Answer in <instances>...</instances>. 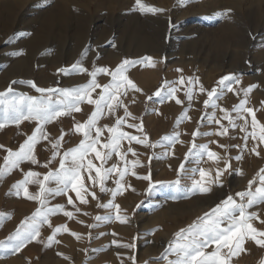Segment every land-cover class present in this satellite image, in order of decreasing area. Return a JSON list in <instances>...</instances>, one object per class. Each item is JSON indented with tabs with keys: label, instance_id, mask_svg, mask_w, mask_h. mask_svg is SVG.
<instances>
[{
	"label": "rangeland",
	"instance_id": "1",
	"mask_svg": "<svg viewBox=\"0 0 264 264\" xmlns=\"http://www.w3.org/2000/svg\"><path fill=\"white\" fill-rule=\"evenodd\" d=\"M169 1L142 0L149 6L163 9V11L151 13L138 10L136 0H0V92L6 91L11 86L13 93H10L9 97L13 94H24L27 97L36 98L49 95L41 94L30 84L21 83V81H33L40 88H74L86 85L90 81L91 77L88 73L94 67H108L114 70L124 59L143 61L146 57L152 58L150 61L135 64L127 73L141 91L129 89L126 96L120 97L131 113V116L125 117L126 123L121 125V130L141 139L147 137L146 144H138L128 139L121 141L120 150L125 143H131V148L136 153L134 156L131 152H127L130 158L128 167L136 175L129 173L125 177V190L122 194H117L113 200L110 192L102 193L98 185L92 186L87 170H82L83 182L88 191H83L81 195L88 202L81 203L74 191H69L67 195L49 196V207L63 205L65 211L73 212V217L70 219L62 212L52 215L49 218L51 227L43 224L40 237L28 243L19 252L14 253L11 248L0 249V264H166V261L160 257L168 242L173 239L175 232L187 227L197 217L225 199L227 195L231 194L239 200L235 197V193L247 190L249 180L256 179L253 190L259 186L256 174L264 168V144H260L257 148L259 156L251 151L258 143L251 137L245 148L243 139L245 132L239 127H230L228 120L222 118L224 112L221 109H227L232 117H236L237 113L233 111V108L238 104H232L226 108L225 102L235 100L232 92L239 84L242 90L256 85L248 94L245 106L252 108L257 120L264 124V0H171L168 3ZM250 8H254V12L252 11L253 14L249 15ZM242 12L243 15L240 14ZM218 13H224V15H217ZM183 40L190 41V44L185 45V50H194V53L186 51L184 58L191 57L195 60H186L185 63L180 64L175 61L180 55L170 53L178 49L180 45L176 44ZM152 49L161 52L149 53ZM239 50L250 51L241 68L236 62L239 58L236 57L233 62V57ZM20 51L23 54L16 55ZM74 54L75 60L70 62ZM251 54L256 55L254 62L251 61ZM203 59H206L208 64L202 66L203 71L199 72V76L195 74L192 76L198 78V82L188 85L185 79L183 84L178 83L182 72L177 69L187 73L194 63L201 64ZM77 61H80V67L88 69V72L72 69V65ZM221 62L224 66L222 72L213 71ZM232 64L234 67L230 66ZM251 64L253 71L248 67ZM60 69H69L70 72L65 74L60 72ZM228 75L239 78L240 82H233V90L224 92L223 96L220 95L222 97L219 98L218 108L205 107L204 101L208 99L207 91L217 88L220 92L218 81ZM209 77L213 79L208 81ZM12 81L17 83L12 84ZM97 81L100 85L108 84L111 82V76L98 74ZM165 81L176 82L173 84L177 89L175 98H163L167 91ZM201 85L205 89L204 92L200 91ZM162 87L164 90L161 96H155L154 94ZM189 87H192L193 97L198 92L205 93L201 105H196L194 98L189 102L186 96ZM101 91L102 88H97L92 93V98L97 99ZM241 95L238 102L245 99L244 91ZM150 96L151 100L148 99ZM59 98L58 94L52 95L53 100ZM176 99L182 103L177 104ZM80 107L82 113L79 111L62 115L44 126L48 139L40 140L34 149L38 163L24 161L19 168L13 169L0 178V213L6 214L0 217V241L8 243V237L16 231L21 222L41 207L39 201L28 199L23 192L19 196L15 194L13 185L23 180L25 173L33 171L40 174L29 178L32 181L27 185L29 194L39 193L40 184L36 181L44 182L46 187H56L54 182H45L44 176L50 171L59 169L63 153L76 147L84 138L82 133L75 132L74 125L77 122L85 123L95 110V105L88 104L86 101L81 103ZM213 113L216 119H220V124L209 122L207 119V116ZM184 114L189 118H183ZM243 115L248 121L247 130L250 132L252 131L251 114ZM124 116L123 107L117 108L114 115L106 112L99 119L98 126L112 127L117 117ZM3 118V112L0 111V121ZM62 118L66 119H63L64 128L61 125L55 127L57 122L61 123ZM236 123L243 125L244 120L237 119ZM130 124L142 125L143 131L141 132L139 127H129ZM221 124L228 128L226 135H204V133L222 131ZM191 125L194 127H189ZM36 126L37 121L23 120L19 125L6 123L3 128H0V145L3 146L0 147V167L4 166L7 150H19ZM62 131L65 135L58 149L60 155L52 160L53 152L56 151L52 148V143L57 140L56 135L61 136ZM176 133H179V137L174 144L162 139L165 136L174 137ZM193 133L199 134L194 136ZM110 135L107 128H104L98 148L108 142ZM193 144L197 147L193 148ZM200 145H208L210 151L230 159L231 167L220 177L224 192L220 189L222 187L211 184V192L206 194L198 192L196 199L190 200L191 204L187 199L183 201L178 195L165 192L168 199L171 197L173 202L183 203L177 205L175 216L185 221L172 231L164 229L163 222L156 224L153 231H143L142 234L145 235L142 237L144 240L142 242L145 246L141 247L140 222L154 211V207L159 202L150 199L151 195L147 191L149 181L137 177L150 173L152 182H164L156 184L155 189L161 188V185L163 188L172 187L179 183L181 179L179 175L176 178L161 179H155L153 176L155 177L156 174L166 176L172 172L176 164H183L187 167V171L194 169L195 178L207 185L210 179L215 178L216 170L222 169L221 165L224 168L225 165L223 160L218 161L207 155L200 156L198 154ZM220 145L228 147L224 148ZM234 145L241 147H233ZM101 150L107 152V149L101 148ZM241 154L243 159L236 160L235 157ZM86 159H92L96 166L102 165V170L111 167L112 164H117L118 167L123 165V160L116 153H113L112 158L106 163L101 161V164L100 160L95 159L94 153H90ZM137 159L142 166L131 168V162ZM45 164H47L46 167ZM201 168L208 173L203 178L199 174ZM240 171L243 175L239 174ZM92 175L95 176L94 170ZM116 178L118 173H113L112 177L106 181L105 187L114 189ZM239 178H243V185L238 184ZM136 180L141 181V186L136 187L134 183ZM91 192H95L98 199H94ZM131 193L136 194V198L129 211L123 202ZM68 196L72 197L73 204H68ZM110 200L120 205L121 216L127 217V221L132 220L134 230L126 238H124L125 234L123 236L117 234L116 225L120 220L115 219L116 210L98 206L107 204ZM206 202L210 203L208 207L206 206L207 209L198 211V208ZM192 205L193 210L197 209L195 214L189 209ZM249 211L257 212L260 217L259 220L252 221L253 226H256L258 230H264V223L260 222L264 220V205L254 206ZM97 216L110 217V219L97 221L95 219ZM60 225H67L69 231L58 233L55 237L58 243L46 247L47 237L52 235L54 228ZM90 225L96 226L90 227ZM73 232L78 233L79 238L73 236L71 234ZM165 237H167L166 240H164ZM125 242L135 245L131 260L112 261L106 256V252L111 250L112 246ZM160 245L162 247L158 250ZM146 246H150L149 253L142 261H138V254L144 251ZM214 248L215 245H212L207 251H212ZM244 249L245 251L233 257L232 264H264V247L248 240L245 242ZM169 259H175V257L170 256Z\"/></svg>",
	"mask_w": 264,
	"mask_h": 264
},
{
	"label": "snow or ice",
	"instance_id": "2",
	"mask_svg": "<svg viewBox=\"0 0 264 264\" xmlns=\"http://www.w3.org/2000/svg\"><path fill=\"white\" fill-rule=\"evenodd\" d=\"M136 7L141 12H151L156 13L163 11L153 6H149L142 2V0H136ZM217 15L223 16L224 13H218ZM23 52H17L16 55H22ZM151 57L144 58L143 61H130L124 59L114 70H110L108 67H94L93 70L88 73L91 77L90 81L86 85H81L74 88H40L35 85L33 81H21V83H28L32 87L36 88V91L41 94H49L46 97L36 98L27 97L24 94L15 95L13 94L9 97L10 93H13L11 86L4 92H0V111L3 112L4 118L0 121V128H3L6 123H15L19 125L23 120H34L37 121V126L34 131L24 143L20 146L19 150L13 151L11 149L7 150V156L4 157V166L0 167V178L10 173L13 169L19 168L20 164L24 161H31V163L36 164L38 160L34 155V149L36 144L42 139H48V134L44 130V126L55 121L62 115H69L72 112L81 111V103L87 102L88 104L95 105V110L91 113L85 123L77 122L74 125L75 132L82 133L83 139L80 143L73 148L68 149L63 153V158L60 160L59 169L55 171H50L44 176L45 182H54L56 184L55 188L46 187L44 182L36 181L40 184V191L38 194H29L27 185L32 182L29 178L37 177L40 174L28 171L24 174L25 178L18 181L13 185L15 189V194L20 195L23 192L30 200L39 201L41 207L38 208L30 217H26L21 225L16 229V231L8 237V243L5 241H0V249H9L15 253L19 252L28 243L33 240H37L41 235V226L43 224H48L51 227L50 217L58 213H63V215L68 218L73 217V212L65 211L63 205H55L52 207L48 206V197L55 195H67L69 191H74L76 196L79 197L81 203H87L81 193L83 191H88L86 188L83 178L82 170H87L89 179L92 181V186H99L100 192H110L111 196L114 198L117 194H122L125 190V184L122 181L125 180L126 175L131 173L135 176L136 173L131 171L128 167V162L125 160L127 152H131L134 156L135 151L129 147L127 152L121 154L120 147L121 141L128 139L129 141H135L138 144H146L147 137L141 139L137 136H132L121 130V125L126 123L125 117L131 116L127 107L124 105L123 100L120 99L121 96H126L129 89L135 91H141L137 85L129 78L127 75L129 68L135 66L137 63H142L145 61H150ZM80 61L72 65V69L78 72H88V69L80 67ZM155 66L154 64L152 65ZM60 72L69 74V69H60ZM177 71L182 72L181 69ZM98 74H106L111 76V82L108 84L100 85L97 81ZM185 78L180 77L178 83L183 84ZM187 81L190 85L198 82V78L188 77ZM239 83V78L235 76H224L218 81V87L207 91V97L204 101L205 107L218 108L219 105L216 100L220 98L222 92L226 89L227 91H232V83ZM12 84L17 83V81H12ZM165 86H167V91L164 99L175 98L177 89L173 86L176 82L165 81ZM256 85H251L244 89L245 99L241 100L238 105H235L233 111L237 113L236 117H232L227 109H221L224 112L223 119L228 120L229 126L232 128L239 127L241 131L245 132L243 137L245 144L244 147L247 148V141L249 137L251 139L258 141L257 145L254 146L251 151L257 156L260 153L257 148L260 144H264V124H261L255 115L252 108L246 107L248 94ZM102 88L101 93L97 99L92 98V93L97 89ZM164 90H158L154 95L157 97L161 96V92ZM200 91L204 92L205 89L203 85L200 86ZM59 95V99L53 100L52 95ZM187 99L189 102L193 99L192 87H189L186 92ZM149 100L152 97H148ZM27 101V103H25ZM176 103H182L179 99H176ZM124 108V117H117L115 125L112 127L98 126L99 119L105 115V113L115 114L117 108ZM244 113L251 114V128L252 131H248V121L243 115ZM183 118H189L184 114ZM203 119V118H202ZM209 122H215L220 124V119H216L215 113L207 116ZM244 120L243 125H237L236 120ZM132 128L139 127L142 132V125L138 126L136 124L128 125ZM104 128L111 134L108 138V142L100 145V137L103 134ZM222 131L216 133H204V135H226L228 133V128L221 124ZM257 129H259L257 131ZM199 133H193V135H198ZM64 133L62 131L61 136L54 143H52V148L56 149L53 152L52 160H55L57 156L60 155L58 151L61 146V141L64 139ZM179 133H176L174 137L165 136L162 139L168 141L170 144H174L178 141ZM155 147L156 145H148ZM221 147L227 148V145H220ZM0 147H3L0 145ZM197 147L193 144V148ZM233 147L240 148V145H234ZM102 149H107V152H103ZM200 156L207 155L209 158H215L218 161H224V168H218L216 170V175L214 179H210L206 185L202 180H194L192 187L189 189L190 192L199 191L202 194L211 192V184H216L220 187L223 186L220 181V177L224 172L228 171L231 167L230 159L226 157H220L218 153L210 151L208 145H200ZM191 151V150H190ZM90 153L95 154V159L106 163L112 158L113 153L120 156L121 160H125L123 168L118 167L117 164H112L111 167L103 168L96 166L92 159H86ZM236 160H242L243 155H238L235 157ZM86 160V163H85ZM50 162V161H49ZM45 167L47 164L44 165ZM137 166H142L140 161L134 160L131 162V168ZM183 164L180 168L183 169ZM93 170L95 171V176L92 175ZM113 173H118V178L115 179L116 187L114 189H109L105 187L106 181L112 177ZM199 174L201 178L208 175L204 169H199ZM240 175L243 172L240 171ZM259 180V186L255 187L253 190V185L256 183V179L248 181L247 190L239 191L233 195L229 194L225 199H222L209 211L205 212L202 216L197 217L195 221L189 224L185 228H180L174 233V237L168 242L167 247L161 254L160 259L166 261V264H232L233 257L238 256L241 252L245 251L244 245L248 240L254 241L256 245L264 247V230H258L253 226L252 221L259 220L260 217L257 212L249 211L254 206L264 205V168H261L256 174ZM139 179H144L149 181V187L147 191L149 194L156 187V184H162L164 182H152L151 174L137 177ZM131 187V185H128ZM135 191V189H133ZM94 199L96 197L95 192L90 193ZM68 204H73V199L71 196L67 197ZM99 207L114 208L116 210L115 219L120 220L121 223L127 221V217L120 215V205L114 204L111 200L107 204H99ZM139 207V205H137ZM5 213H0V217H4ZM97 221L102 219H110V217H95ZM264 223V220L260 221ZM96 225H90V227H95ZM67 232L69 229L67 225H60L54 228L52 235L47 237L46 247H50L53 243H58L55 237L60 232ZM73 236L79 238L78 233H71ZM115 243V241H113ZM212 245H215L214 250L207 251ZM125 248H133V244L122 245ZM170 256H174L175 259H169Z\"/></svg>",
	"mask_w": 264,
	"mask_h": 264
},
{
	"label": "bare ground",
	"instance_id": "3",
	"mask_svg": "<svg viewBox=\"0 0 264 264\" xmlns=\"http://www.w3.org/2000/svg\"><path fill=\"white\" fill-rule=\"evenodd\" d=\"M17 1V0H16ZM21 1V0H20ZM171 1V0H170ZM170 1L168 2V3H170ZM11 2H13V1H11ZM5 3H7V2H5ZM14 4H16V3H14ZM62 4V3H61ZM64 4V3H63ZM2 5V4H1ZM6 5V4H5ZM64 6V5H63ZM4 7V6H3ZM7 7H8V5H7ZM11 7V6H10ZM252 11L254 12V8L252 9V8H250L249 9V15H250V13H252ZM46 14V13H45ZM241 15H243V12L242 13H240ZM253 14V13H252ZM258 14V13H257ZM256 14V15H257ZM51 16V15H50ZM47 18V17H46ZM46 18H45V20H46ZM43 19V18H42ZM41 19V20H42ZM187 20V19H186ZM43 21V20H42ZM54 22V21H53ZM228 31V30H227ZM224 32V31H223ZM211 33H213V32H211ZM140 38V37H139ZM213 38V37H212ZM219 38V37H218ZM216 39V38H215ZM175 40V39H174ZM218 42H219V40H218ZM188 44H190V41H185V40H183V41H180V43H177L176 45H180V47H178V49H176V50H174V51H172L170 54H175V53H177V56L178 55H180V57L179 58H177L175 61L177 62V63H180V64H183V63H185L186 62V60H188V61H194L195 59H193V58H184V55H185V53H186V51H188V50H185V45H188ZM238 45V44H237ZM215 46V45H214ZM240 46V45H239ZM143 47V46H142ZM195 47V46H194ZM77 52V51H76ZM143 52H144V50H143ZM156 52H161V51H158V50H153L152 49V51H150L149 53H156ZM170 52V51H169ZM188 52H190V53H194V50H190V51H188ZM75 53V52H74ZM239 54V55H238ZM248 54H250V51L249 50H243V51H241V50H239V51H237L236 52V54H235V57H233V62H235V58L237 57V58H239V60L238 61H236L237 62V64H238V66H240V68H241V66H242V63L245 61V59H246V57H247V55ZM157 55V54H156ZM234 55V54H233ZM75 54L72 56V58L70 59V62H73L74 60H75ZM251 61L252 62H254L253 60L255 59V57H256V55H253V54H251ZM237 60V59H236ZM69 62V63H70ZM201 64H198L197 62L196 63H194L193 65H192V67H191V70L189 71V72H184V70H182V73H181V76H183L185 79H186V83L188 84V81H187V78L188 77H192L194 74L196 75V76H199V72H202L203 71V67L202 66H205V65H207L208 63H207V61H206V59H203V60H201ZM232 62V63H233ZM220 63V62H219ZM219 63H218V65H216L215 67L216 68H214V70L213 71H215V72H222V69H223V63L221 62V64L219 65ZM230 66H233L234 67V65L232 64V65H230ZM235 67H236V65H235ZM249 68H250V70H254L253 69V66H252V64L251 65H249L248 66ZM231 68V67H230ZM145 72H147V71H145ZM254 77H256V76H254ZM213 78L212 77H209V80L208 81H211ZM188 85H190V84H188ZM233 87V86H232ZM147 88V87H146ZM227 90L225 89L223 92H222V94H224V92H226ZM243 90L241 89V87H240V84L238 85V86H236L235 88H234V91L232 92V95H233V98L235 99V100H233V101H228V102H225L226 103V108H228L227 106H232V104H239L240 102H238V100H239V97L240 96H242L241 95V92H242ZM221 94V95H222ZM223 96V95H222ZM222 96H220V98L222 97ZM227 96V95H226ZM203 97H205V93H197L196 95H195V97H193L194 98V103L197 105H199L202 101H203ZM219 99L218 100H216V103L218 104L219 103ZM227 101V100H226ZM201 105V104H200ZM221 108V107H220ZM167 111H168V109H167ZM200 112V111H199ZM199 112H198V114H199ZM80 113H82L81 111H80ZM230 113V112H229ZM73 114H75V113H73ZM83 115V114H82ZM64 117H66V116H64ZM83 118V117H82ZM63 119L64 118H62L61 119V123H56L55 124V127H57V126H63L64 125V123H63ZM64 120H66V119H64ZM67 122V121H66ZM194 122V121H193ZM192 122V123H193ZM189 127H191V128H193L194 127V125H191V126H189ZM62 128H64V126L62 127ZM190 129V128H189ZM66 133V132H65ZM191 133V132H190ZM57 137H56V139H58L59 137H58V135H56ZM55 139V140H56ZM79 140V139H78ZM78 140H77V142H78ZM133 145V144H132ZM123 147H122V149L120 150V153L121 154H123V153H125V152H127V149L129 148V147H131V143H125L124 145H122ZM182 157H183V154H182ZM185 157V156H184ZM178 159V158H177ZM125 160L128 162V165L130 164V158L128 157V155H126L125 156ZM125 160H123V165L121 166V168H123V166H124V164H125ZM99 163V162H98ZM97 163V164H98ZM95 164V163H94ZM100 164H101V161H100ZM180 166L181 165H179V164H176L175 165V168L172 170V172H170L168 175H166V176H157V174L155 175V177L153 176V178H155V179H161V178H176V177H178V175L181 177V179L179 180V183H177V184H175V186H173L172 185V187H167L166 186V188L164 187L163 188V185H161L162 187L160 188H154L152 191H151V193H150V199L152 200V201H158L159 202V204H157L155 207H154V211L150 214V215H148L146 218H144L141 222H140V231H139V239L141 240V247H144L145 246V243L144 242H142V241H144V240H142L143 238V235H145V234H142V232L143 231H150V230H152L153 229V227L156 225V224H158V223H164V225H163V227H164V229H166L167 231H172V230H174L177 226H179V225H181V223L182 222H184L185 221V219H184V221H183V219L182 218H178V216H175V215H177L176 214V212H175V209H177V205L179 204V203H182V202H179V203H175V202H173L172 200H171V197H169L170 199H168V197L167 196H165V192H171L172 194H174V195H178L179 197H181V200H185V199H187V200H192V199H194L196 196H197V194H198V192L199 191H197V192H190L189 191V189L192 187V184H193V181L194 180H197L196 178H195V171H194V169L193 170H190V171H187V167H185L184 165V167H183V169L181 170V168H180ZM99 167V166H98ZM221 167L223 168V165H221ZM192 168H194V167H192ZM141 169V168H140ZM248 174V173H247ZM84 176H85V174H83ZM88 175V174H87ZM127 176V175H126ZM88 176H86V178H87ZM85 178V179H86ZM244 178V177H243ZM243 178H239V182H238V184H240V185H243ZM166 181V180H165ZM122 183L123 184H125L124 183V181H122ZM135 185H136V187H138V186H141V181H138V180H136L135 182ZM212 185H215V184H212ZM212 185H210V186H212ZM170 186V185H169ZM221 190H222V192H224V188L222 187V188H220ZM220 190V191H221ZM162 193V195H158L157 196V194L158 193ZM167 195V194H166ZM169 196H171V195H169ZM135 198H136V194H130L129 196H127V198H126V200L123 202V203H125V205H126V207H128V210L130 211V208H131V206L133 205V203H134V201H135ZM196 199V198H195ZM188 201V202H189ZM183 204V203H182ZM189 204H191V201H190V203ZM189 204H186V205H189ZM210 203H208V202H206V203H204V204H202L203 206H200V208H198V211L200 210H203L204 211V209L206 208V206L208 207V205H209ZM185 205V204H184ZM180 206H181V204H180ZM179 206V207H180ZM196 206V205H195ZM192 207H193V205L192 206H190V208L189 209H191V213H196L197 212V209L195 208V210H193L192 209ZM180 209V208H179ZM207 209V208H206ZM127 210V209H126ZM177 211V210H176ZM178 213V212H177ZM190 213V212H189ZM189 213H188V215H189ZM179 217H181V216H179ZM190 217H192V216H190ZM188 218H186V220H187ZM256 227V226H255ZM156 229V228H155ZM154 229V230H155ZM116 230H117V234H119L118 236H123V234H125V236H124V238H126V237H128V236H130L131 235V233L133 232V230H134V226H133V223H132V220H129V221H126V222H124V223H121V222H119L117 225H116ZM153 231V230H152ZM150 233H152V232H150ZM168 237V236H167ZM167 237H165L164 238V240H166L167 239ZM127 242V241H126ZM126 242L125 243H122V244H120V245H116V246H112V248H110L111 250H109L108 252H106V256H108L112 261H127V260H131V258H132V254H133V252H134V248H125V247H123L122 245H124V244H126ZM128 243V242H127ZM163 245V244H162ZM162 246L160 245L159 247H158V250L161 248ZM148 249H150V246H146V248H144V251H142V252H140L139 254H138V261H142L143 259H144V257H145V255H147L149 252H148ZM158 250L156 251V252H158ZM151 253V252H150Z\"/></svg>",
	"mask_w": 264,
	"mask_h": 264
}]
</instances>
